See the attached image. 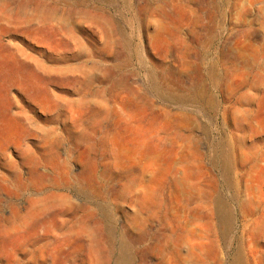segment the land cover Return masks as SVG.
Masks as SVG:
<instances>
[{
  "label": "rangeland",
  "instance_id": "rangeland-1",
  "mask_svg": "<svg viewBox=\"0 0 264 264\" xmlns=\"http://www.w3.org/2000/svg\"><path fill=\"white\" fill-rule=\"evenodd\" d=\"M0 264H264V0H0Z\"/></svg>",
  "mask_w": 264,
  "mask_h": 264
}]
</instances>
